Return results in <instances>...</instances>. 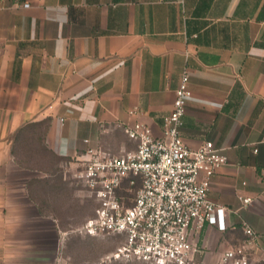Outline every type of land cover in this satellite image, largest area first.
<instances>
[{"label":"crops","instance_id":"obj_1","mask_svg":"<svg viewBox=\"0 0 264 264\" xmlns=\"http://www.w3.org/2000/svg\"><path fill=\"white\" fill-rule=\"evenodd\" d=\"M184 71L193 92L184 141L212 140L228 157L210 189L227 229L202 231L205 263L245 238L244 223L264 254V0H0V245L16 264H33L21 260L38 251L26 241L57 219L22 176L29 126H47L42 142L65 180L89 150L135 148L128 124L161 134Z\"/></svg>","mask_w":264,"mask_h":264},{"label":"built area","instance_id":"obj_2","mask_svg":"<svg viewBox=\"0 0 264 264\" xmlns=\"http://www.w3.org/2000/svg\"><path fill=\"white\" fill-rule=\"evenodd\" d=\"M184 71L173 108L163 118L161 134L135 122L125 126L136 147L118 155L89 150L76 178L97 202L95 213L78 229L99 235H121L112 257L151 264H206L198 237L206 225L227 229L226 207L210 198L212 179L228 157L212 140L190 147L181 135L193 92ZM125 181L139 188L129 199L120 193ZM251 204L252 197H240ZM245 238L220 255L219 264H251L261 236L248 223Z\"/></svg>","mask_w":264,"mask_h":264},{"label":"rangeland","instance_id":"obj_3","mask_svg":"<svg viewBox=\"0 0 264 264\" xmlns=\"http://www.w3.org/2000/svg\"><path fill=\"white\" fill-rule=\"evenodd\" d=\"M38 141H40V131L35 133L32 128L20 141L18 150L22 164L31 169L29 174L22 176H28L34 187L37 186L36 189L34 188V194L45 199L49 207H45L43 212L50 214L51 210H54L53 214L57 219L54 224L49 220L41 223V228L34 231L37 234L36 238L26 241V243L34 242V245L38 246V251L33 255L31 253L23 255L21 260L28 263L31 261L33 264H151L140 260L113 258L112 253L124 241L121 235L93 236L78 230L94 215L97 202L78 181L74 173L75 169L71 170L69 166L66 179L62 178L60 166L63 163L49 153L43 152ZM78 168L80 170L81 166ZM44 171H48L50 175L45 178L37 177ZM139 186V181L134 185L125 181L119 192L127 194L130 199ZM48 193L52 195L51 202L50 199L48 202L46 200ZM31 224L35 225V223ZM203 236L202 232L198 237V245L202 250L200 257L205 255V248L201 242ZM8 245L6 247L0 245V264L17 262L13 247L10 248ZM214 264H219V261ZM251 264H264V254H255Z\"/></svg>","mask_w":264,"mask_h":264},{"label":"trees","instance_id":"obj_4","mask_svg":"<svg viewBox=\"0 0 264 264\" xmlns=\"http://www.w3.org/2000/svg\"><path fill=\"white\" fill-rule=\"evenodd\" d=\"M35 125H38L36 128H37V132H39L40 131V141H38L39 143H40V148H41V150L43 151V152H46V153H49L50 155L52 154L55 158H57L58 160H59V158H58V156H56L55 154H53L44 144H43V142H42V140H43V138H44V134H45V129L47 128V126L45 127L44 126V122H41V123H36V124H34V126ZM30 128H31V126H29ZM28 127V128H29ZM33 127V126H32ZM42 127V128H41ZM33 129H34V127H33ZM22 130H20L19 132H21ZM18 135H20V133H18ZM27 135V134H26Z\"/></svg>","mask_w":264,"mask_h":264}]
</instances>
